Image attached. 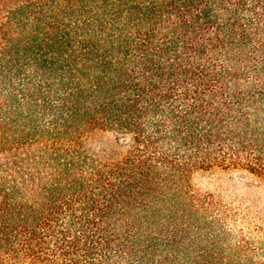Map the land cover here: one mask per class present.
Here are the masks:
<instances>
[{
	"label": "trees",
	"instance_id": "1",
	"mask_svg": "<svg viewBox=\"0 0 264 264\" xmlns=\"http://www.w3.org/2000/svg\"><path fill=\"white\" fill-rule=\"evenodd\" d=\"M216 170L264 184V0H0V264H264Z\"/></svg>",
	"mask_w": 264,
	"mask_h": 264
},
{
	"label": "rangeland",
	"instance_id": "2",
	"mask_svg": "<svg viewBox=\"0 0 264 264\" xmlns=\"http://www.w3.org/2000/svg\"><path fill=\"white\" fill-rule=\"evenodd\" d=\"M128 140L127 135L107 131L100 132L92 142L113 157L121 156L126 151ZM193 183L197 188L223 196L239 207L243 216H249V222L244 226L255 242L260 244L261 231L256 222L264 223V184L244 170L200 172L194 176Z\"/></svg>",
	"mask_w": 264,
	"mask_h": 264
}]
</instances>
